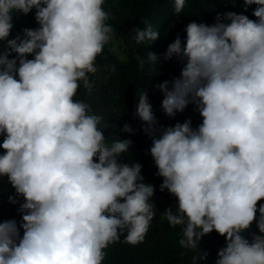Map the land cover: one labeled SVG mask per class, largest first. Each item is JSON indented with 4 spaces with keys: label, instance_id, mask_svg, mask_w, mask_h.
<instances>
[{
    "label": "clouds",
    "instance_id": "obj_1",
    "mask_svg": "<svg viewBox=\"0 0 264 264\" xmlns=\"http://www.w3.org/2000/svg\"><path fill=\"white\" fill-rule=\"evenodd\" d=\"M104 3L0 0V179L23 198L19 224L0 222V264H102L104 249L121 236L142 243L157 215L142 165L120 162L133 141H106L103 117L76 99L81 84L91 93L88 74L115 37ZM185 3L174 0L178 17ZM252 5L256 19L229 11L212 25L188 23L186 37L177 35L163 54L182 68L158 85L161 108L174 118L194 105L197 128L190 119L158 126L147 88L136 93L159 189L175 198L176 210L169 206L161 218L181 226L179 245L197 253L192 264L207 259L200 242L213 231L226 242L215 264H264V0H243L245 12ZM33 8L39 27L8 39L13 12ZM143 23L136 43L157 40L160 33ZM122 131L134 132L128 123ZM253 222L259 234L249 243L240 233Z\"/></svg>",
    "mask_w": 264,
    "mask_h": 264
},
{
    "label": "trees",
    "instance_id": "obj_2",
    "mask_svg": "<svg viewBox=\"0 0 264 264\" xmlns=\"http://www.w3.org/2000/svg\"><path fill=\"white\" fill-rule=\"evenodd\" d=\"M105 11L113 17L109 21L115 31V37L105 45L103 53L95 62L96 72L90 73L89 80L92 91L89 93L81 84L76 99L82 100L90 107V114L103 117L100 127L106 141L113 139H130L133 141L129 152L120 158L122 163H140L141 174L144 182L155 187L153 201L156 205L157 215L151 223L148 233L142 243L132 246L121 241L109 245L104 252L105 259L102 264H192V256L196 252L185 250L178 241L181 238V226L172 228L166 220L161 218L162 212L172 206L176 210L175 198L166 190L159 189L162 178L156 175L157 168L150 154L152 140L143 132L142 121L135 116L137 90L147 88L149 102L157 118L158 126L171 127L176 123L186 120L192 121L195 129L202 123V117L189 104L183 112H178L175 117H168L161 108L163 93L158 85L179 77L182 64L176 59L165 61L163 54L167 46L174 41L177 35L183 40L186 37L184 31L186 25L192 21L212 25L216 22L217 14L223 16L226 12L243 13L250 19H256L252 12L256 5H252L244 11L243 0H186L183 12L179 17L174 12V0H105ZM35 8L27 15L21 12H13L11 30L8 39L16 36L23 37V30L39 27L35 20ZM143 21L151 23L153 30L160 33L159 38L153 42L144 41L137 44L134 29L143 30L146 25ZM228 23L229 21H223ZM114 40L121 42L125 59L112 50ZM6 46V41L0 42V47ZM155 53L158 59L153 63L148 60V54ZM15 54L9 58H13ZM28 59L33 57L29 55ZM111 66L115 72L110 71ZM171 83H169V88ZM128 123L133 128V133L122 131L123 125ZM107 124V128H103ZM0 137V143H2ZM3 154V149H0ZM98 162V157L95 158ZM15 197V190L7 182V178L0 179V222L14 219L21 221L18 212L22 197H15L16 204H11L8 197ZM259 203H264V200ZM258 215V214H257ZM259 234L256 223L249 229L243 230L242 237L252 243L253 234ZM22 235V229H21ZM225 238L213 231L202 238L200 248L207 252V259L198 264H215L218 250L225 247Z\"/></svg>",
    "mask_w": 264,
    "mask_h": 264
},
{
    "label": "rangeland",
    "instance_id": "obj_3",
    "mask_svg": "<svg viewBox=\"0 0 264 264\" xmlns=\"http://www.w3.org/2000/svg\"><path fill=\"white\" fill-rule=\"evenodd\" d=\"M112 50L116 52L121 59H125L122 47H121V42L118 40H114L112 43Z\"/></svg>",
    "mask_w": 264,
    "mask_h": 264
}]
</instances>
